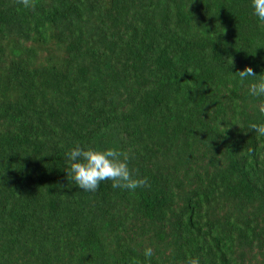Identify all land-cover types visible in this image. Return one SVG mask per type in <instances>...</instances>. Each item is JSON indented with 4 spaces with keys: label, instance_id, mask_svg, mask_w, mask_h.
<instances>
[{
    "label": "trees",
    "instance_id": "1",
    "mask_svg": "<svg viewBox=\"0 0 264 264\" xmlns=\"http://www.w3.org/2000/svg\"><path fill=\"white\" fill-rule=\"evenodd\" d=\"M262 75L251 0H0V264H264ZM76 144L150 187L81 190Z\"/></svg>",
    "mask_w": 264,
    "mask_h": 264
},
{
    "label": "clouds",
    "instance_id": "2",
    "mask_svg": "<svg viewBox=\"0 0 264 264\" xmlns=\"http://www.w3.org/2000/svg\"><path fill=\"white\" fill-rule=\"evenodd\" d=\"M17 3L25 9H35L37 0H17ZM251 8L253 15L264 25V0H251ZM237 73L241 83L249 77L257 76L250 66H246L244 70ZM248 90L251 96L264 97V75L260 76L258 82L251 83ZM258 108L261 113H264V104L258 105ZM249 127L258 136H264V123L259 125L253 123ZM66 156L69 161V167L66 169L67 176L81 190L95 192L103 181H111L113 189L127 190L132 193L137 188L150 187L146 177L134 176L129 168L131 159L129 151L111 147L106 149L81 147L76 144L66 153ZM143 256L145 257L144 264H150L154 256L153 249L145 247ZM132 264H141V262L133 257ZM192 264H198V261H193Z\"/></svg>",
    "mask_w": 264,
    "mask_h": 264
}]
</instances>
